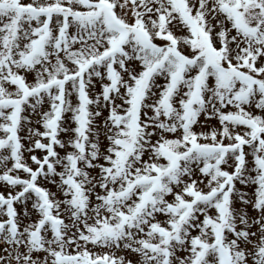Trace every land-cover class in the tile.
<instances>
[{"label": "snow or ice", "instance_id": "obj_1", "mask_svg": "<svg viewBox=\"0 0 264 264\" xmlns=\"http://www.w3.org/2000/svg\"><path fill=\"white\" fill-rule=\"evenodd\" d=\"M0 264H264V0H0Z\"/></svg>", "mask_w": 264, "mask_h": 264}]
</instances>
